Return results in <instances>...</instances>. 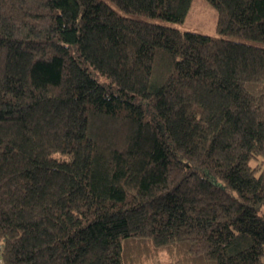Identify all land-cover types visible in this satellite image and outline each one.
Returning <instances> with one entry per match:
<instances>
[{
	"label": "trees",
	"instance_id": "obj_1",
	"mask_svg": "<svg viewBox=\"0 0 264 264\" xmlns=\"http://www.w3.org/2000/svg\"><path fill=\"white\" fill-rule=\"evenodd\" d=\"M111 1L0 0L4 264H264V0Z\"/></svg>",
	"mask_w": 264,
	"mask_h": 264
},
{
	"label": "rangeland",
	"instance_id": "obj_2",
	"mask_svg": "<svg viewBox=\"0 0 264 264\" xmlns=\"http://www.w3.org/2000/svg\"><path fill=\"white\" fill-rule=\"evenodd\" d=\"M113 8L117 9L116 5L111 0H105ZM217 9L208 0H191L190 7L184 19L181 22L170 23L159 18H151L155 22H164L169 25L178 27L179 29L193 30L211 35H218L216 31ZM234 37V36H230ZM244 41H249L242 38ZM164 257V255H162Z\"/></svg>",
	"mask_w": 264,
	"mask_h": 264
},
{
	"label": "built area",
	"instance_id": "obj_3",
	"mask_svg": "<svg viewBox=\"0 0 264 264\" xmlns=\"http://www.w3.org/2000/svg\"><path fill=\"white\" fill-rule=\"evenodd\" d=\"M0 264H4L1 245H0Z\"/></svg>",
	"mask_w": 264,
	"mask_h": 264
}]
</instances>
